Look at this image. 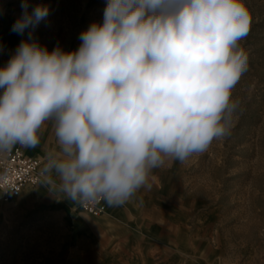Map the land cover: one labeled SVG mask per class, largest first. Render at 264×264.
<instances>
[{"label":"clouds","instance_id":"obj_1","mask_svg":"<svg viewBox=\"0 0 264 264\" xmlns=\"http://www.w3.org/2000/svg\"><path fill=\"white\" fill-rule=\"evenodd\" d=\"M21 9L11 31L27 38L0 66V154L38 146L50 124L40 176L64 199L124 205L167 161L231 135L248 69L244 0H107L72 51L35 38L46 4Z\"/></svg>","mask_w":264,"mask_h":264},{"label":"rangeland","instance_id":"obj_2","mask_svg":"<svg viewBox=\"0 0 264 264\" xmlns=\"http://www.w3.org/2000/svg\"><path fill=\"white\" fill-rule=\"evenodd\" d=\"M106 2L29 0L49 7L36 31L50 34L45 38L65 51L78 48L80 33L92 22H102ZM244 2L251 26L240 44L248 69L232 91L240 111L231 135L203 154L154 170L157 186L182 190L194 209L189 222L203 239L205 264H264V0ZM21 3L0 0V30L12 28ZM60 194L41 181L10 202L0 201V264H124L107 260L114 255L97 245L100 237L77 230V216L95 217L79 212L75 202L63 207Z\"/></svg>","mask_w":264,"mask_h":264},{"label":"crops","instance_id":"obj_3","mask_svg":"<svg viewBox=\"0 0 264 264\" xmlns=\"http://www.w3.org/2000/svg\"><path fill=\"white\" fill-rule=\"evenodd\" d=\"M44 33L35 30L34 36L51 50L55 42L47 40L45 37L50 34ZM26 38L27 33L21 36L11 29L0 30V66L7 62L19 42ZM54 146L52 126L46 124L40 144L34 148H22L26 155L39 160L42 167L46 151ZM150 183L151 189H141L124 205L109 206L105 202L104 212L97 218L82 217L81 220L77 216V230L90 234L91 238L100 237L97 245L106 254L114 255L107 260L115 259L124 264L207 263L208 253L204 250L203 239L197 236L198 227L196 225L193 229L189 222L194 209L188 207L182 190L157 186L155 171L150 176ZM61 196L63 194H60L63 207L68 208L73 204Z\"/></svg>","mask_w":264,"mask_h":264},{"label":"built area","instance_id":"obj_4","mask_svg":"<svg viewBox=\"0 0 264 264\" xmlns=\"http://www.w3.org/2000/svg\"><path fill=\"white\" fill-rule=\"evenodd\" d=\"M41 163L15 146L7 154H0V201L10 202L34 188L41 181ZM104 201L89 204L77 203L78 210L88 216L98 217L104 212Z\"/></svg>","mask_w":264,"mask_h":264}]
</instances>
